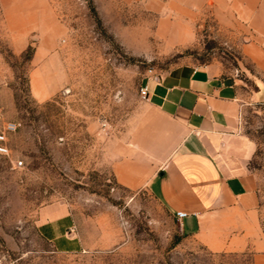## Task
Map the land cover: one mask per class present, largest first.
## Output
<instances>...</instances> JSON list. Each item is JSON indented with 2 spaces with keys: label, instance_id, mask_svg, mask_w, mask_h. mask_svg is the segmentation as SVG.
<instances>
[{
  "label": "rangeland",
  "instance_id": "1",
  "mask_svg": "<svg viewBox=\"0 0 264 264\" xmlns=\"http://www.w3.org/2000/svg\"><path fill=\"white\" fill-rule=\"evenodd\" d=\"M238 41L203 2L0 0V125L16 124L0 153V264H252V249H209L111 170L140 86L180 63L231 68ZM240 132L264 235V103Z\"/></svg>",
  "mask_w": 264,
  "mask_h": 264
},
{
  "label": "crops",
  "instance_id": "2",
  "mask_svg": "<svg viewBox=\"0 0 264 264\" xmlns=\"http://www.w3.org/2000/svg\"><path fill=\"white\" fill-rule=\"evenodd\" d=\"M183 1L206 3L239 38L238 63H180L149 79L112 174L147 188L173 216L184 211L174 216L181 230L209 249L250 248L252 264H264L256 180L243 167L251 145L240 132L246 107L264 103V0Z\"/></svg>",
  "mask_w": 264,
  "mask_h": 264
},
{
  "label": "built area",
  "instance_id": "3",
  "mask_svg": "<svg viewBox=\"0 0 264 264\" xmlns=\"http://www.w3.org/2000/svg\"><path fill=\"white\" fill-rule=\"evenodd\" d=\"M139 92L141 96L145 97L146 94V85L140 86ZM16 127V124L13 121H2L0 125V153H7L8 149L5 144V138H6V133L13 131ZM17 165L21 163L20 160H18ZM186 213L182 210H175L174 211V216L176 218H180L184 216Z\"/></svg>",
  "mask_w": 264,
  "mask_h": 264
}]
</instances>
